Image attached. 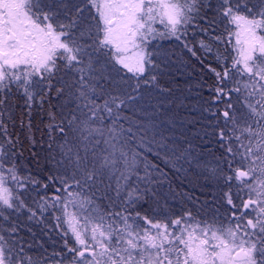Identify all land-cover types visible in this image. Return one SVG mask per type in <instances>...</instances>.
Segmentation results:
<instances>
[{
	"label": "snow or ice",
	"instance_id": "snow-or-ice-1",
	"mask_svg": "<svg viewBox=\"0 0 264 264\" xmlns=\"http://www.w3.org/2000/svg\"><path fill=\"white\" fill-rule=\"evenodd\" d=\"M0 264H264V0H0Z\"/></svg>",
	"mask_w": 264,
	"mask_h": 264
},
{
	"label": "trees",
	"instance_id": "trees-1",
	"mask_svg": "<svg viewBox=\"0 0 264 264\" xmlns=\"http://www.w3.org/2000/svg\"><path fill=\"white\" fill-rule=\"evenodd\" d=\"M158 27L162 28L161 25H158ZM165 43L167 44L166 41ZM205 71L206 69H201L199 67H193V68L188 69L186 72V78L189 79V83L186 84L184 87L185 89H187L188 87H191L193 89L192 93L190 94L189 101H188L189 108L197 105L198 103L199 97L197 96V93L195 91L196 81L198 79L202 80L204 78ZM184 111H187V109H185ZM196 115L197 114L195 112L190 113L189 119L195 118ZM36 124L37 125L39 124L38 118L36 120ZM187 127L191 128L192 125H188ZM197 127L199 126L197 125ZM185 134L189 138H191L192 136L191 131H186ZM35 135H36L37 140H39L41 133L36 132ZM36 151L39 152V145L36 146ZM31 159H32L31 146L28 144H25L24 151H23V159H22L23 166L26 168L31 167L34 172H39V169L35 168L34 164L29 163ZM44 175H46V173ZM172 179H173V186L177 187L178 191L187 192L188 195L193 197V199L199 198L201 202H203L205 199L210 201L214 193L219 195L216 185L213 182L206 180L204 177H200L198 180L193 178L192 183H189L188 180L184 179L183 177H180V178L173 177Z\"/></svg>",
	"mask_w": 264,
	"mask_h": 264
},
{
	"label": "rangeland",
	"instance_id": "rangeland-1",
	"mask_svg": "<svg viewBox=\"0 0 264 264\" xmlns=\"http://www.w3.org/2000/svg\"><path fill=\"white\" fill-rule=\"evenodd\" d=\"M214 185V184H213ZM219 193V192H218ZM218 195V194H217Z\"/></svg>",
	"mask_w": 264,
	"mask_h": 264
}]
</instances>
